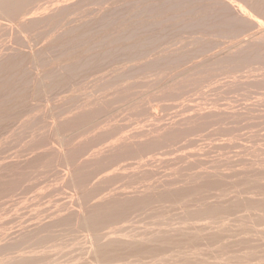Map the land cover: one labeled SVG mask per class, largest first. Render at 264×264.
I'll list each match as a JSON object with an SVG mask.
<instances>
[{"label": "rangeland", "instance_id": "374dc122", "mask_svg": "<svg viewBox=\"0 0 264 264\" xmlns=\"http://www.w3.org/2000/svg\"><path fill=\"white\" fill-rule=\"evenodd\" d=\"M32 1L0 0V264H264V0Z\"/></svg>", "mask_w": 264, "mask_h": 264}, {"label": "bare ground", "instance_id": "6f19581e", "mask_svg": "<svg viewBox=\"0 0 264 264\" xmlns=\"http://www.w3.org/2000/svg\"><path fill=\"white\" fill-rule=\"evenodd\" d=\"M18 1H19V0H18ZM28 1H29V0H28ZM31 1H32V0H31ZM36 1L38 2L39 0H35V2H36ZM47 1H48V0H47ZM26 2H27V0H26ZM26 2H25V3H26ZM32 2H34V0H33ZM37 2H36V3H37ZM42 2H43V1H42ZM42 2H40V3L42 4ZM2 3H3V2H2ZM22 3H23V2H22ZM25 3L23 4V7H22L21 3H19L23 9H24V7H25V6H24ZM50 3H52V1H51ZM0 4H1V2H0ZM4 4H5V3H4ZM4 4H3V5H0V6H5ZM26 4H27V3H26ZM33 4H35V3H33ZM43 4H45V3H43ZM28 5H29V2H28ZM31 5H32V4H31ZM37 5H38V3H37ZM47 5H48V4H47ZM26 6H27V5H26ZM38 6H39V5H38ZM40 6L42 7V5H40ZM236 6H237V5H236ZM21 7H20V8H21ZM27 7H28V6H27ZM27 7H26V9H27ZM22 8H21V10H22ZM33 8H34V6H33ZM36 8H37V7H36ZM26 9L23 10V11L26 12ZM29 9H30V8H29ZM34 9H35V8H34ZM41 9H42V8H41ZM27 10H28V9H27ZM32 10H33V9H32ZM35 11H36V10H35ZM35 11H33V13H34ZM37 11H38V10H37ZM40 12H42V11H40ZM35 13H36V12H35ZM35 13H34V14H35ZM38 13H39V12H38ZM20 14H22V11H21ZM27 14H29V12H27L26 15H27ZM36 14H37V13H36ZM36 14H35V15H36ZM22 15H25V14L23 13ZM30 15H32V14L30 13ZM35 15H34V16H35ZM181 15H182V14H181ZM32 16H33V15H32ZM20 17H21V15H20ZM27 17H28V16H27ZM27 17L25 18V16H24V19L26 20ZM12 18H13V17H12ZM18 18H19V17H18ZM32 18H33V17H32ZM19 19H21V18H19ZM29 19H30V16H29ZM199 19H200V18H199ZM10 20H11V19H10ZM13 20H15V19H13ZM21 20H22V19H21ZM11 21H12V20H11ZM15 21H16V20H15ZM12 22H13V21H12ZM16 22H18V21H16ZM16 22H15V23H16ZM177 23H178V22H177ZM257 23H258V22H257ZM10 24H11V23H10ZM19 25H20V23H19ZM22 26H23V25H22ZM24 27H25V25H24ZM13 29H14V28H13ZM19 29H20V28H19ZM19 31H20V30H19ZM201 31H202V30H201ZM24 32H26V31H24ZM202 32H203V31H202ZM14 33H15V32H14ZM204 33H205V32H204ZM22 34L24 35L25 33L22 32ZM26 34H27V33H26ZM17 35H18V33H17ZM28 35H29V34H28ZM28 35H27V36H28ZM27 36H25V37H27ZM17 37H18V36H17ZM30 37H31V36H30ZM20 38H21V37H20ZM22 39L25 40V38H23V37H22ZM28 39H29V38H28ZM20 40H21V39H20ZM29 40H30V39H29ZM29 40H28V41H29ZM25 42H26V41H25ZM28 47H29V46H28ZM240 48H241V47H240ZM240 48H239V49H240ZM248 48H249V47H248ZM31 49H32V47H31ZM241 51H242V50H241ZM87 78H88V77H87ZM34 100H35V99H34ZM244 114H245V113H244ZM155 118H156V117H155ZM226 119H227V118H226ZM228 119H229V118H228ZM154 120H155V119H154ZM239 120H240V119H239ZM245 121H246V120H245ZM236 122H237V121H236ZM246 122H247V121H246ZM226 127H227V126H226ZM229 129H230V128H229ZM187 130H188V128H187ZM194 132H195V131H194ZM157 133H158V131H157ZM226 133H227V132H226ZM155 135H156V134H155ZM157 136H158V135H157ZM227 137H228V136H227ZM158 138H159V137H158ZM150 139H151V138H150ZM155 139H156V138H155ZM160 139H161V138H160ZM160 139H159V140H160ZM126 140H127V139H126ZM156 140H158V139H156ZM118 141H119V140H118ZM131 141H132V140H131ZM120 142H121V141H120ZM128 142H130V141H128ZM130 143L132 144L133 142H130ZM123 144H124V143H123ZM123 144H122V145H123ZM128 144H129V143H128ZM132 145H133V144H132ZM110 146H111V145H110ZM110 146H109V147H110ZM116 146H117V145H116ZM126 146H127V145H126ZM126 146H125V147H126ZM104 147H106V146H104ZM104 147H103V148H104ZM123 147H124V146H123ZM118 148H119V147H118ZM120 148H121V147H120ZM106 149H107V147H106ZM110 149H111V148H110ZM100 150H101V149H100ZM107 150H108V149H107ZM113 150H114V149H113ZM102 151H103V149H102ZM104 151H105V149H104ZM115 151H116V150H115ZM61 152H62V151H61ZM94 152H95V151H94ZM96 152H97V151H96ZM100 152H101V151H100ZM105 152H106V151H105ZM107 153H108V152H107ZM98 154H99V153H98ZM100 154H101V153H100ZM100 154H99V155H100ZM102 154H103V153H102ZM106 155H107V154H106ZM97 156H98V155L96 154V157H97ZM100 156H101V155H100ZM104 156H105V155H104ZM73 157H74V156H73ZM92 157H94V156H92ZM101 157H102V156H101ZM75 158H76V157H75ZM72 159H73V158H72ZM87 159H88V158H87ZM70 160H71V159H70ZM76 160H77V159H76ZM81 160H82V159H81ZM83 160H84V159H83ZM85 160H86V159H85ZM88 160H89V159H88ZM79 161H80V160H79ZM91 161H94V160H91ZM91 161H90V162H91ZM86 162H87V161H86ZM95 162H97V160H96ZM189 162H190V161H189ZM72 163H74V162H72ZM72 163H71V164H72ZM76 163H77V162H76ZM78 163H79V162H78ZM92 163H94V162H91V164H92ZM140 163H141V162H140ZM88 164H89V162H88ZM142 164H143V162H142ZM63 165H64V164H63ZM89 165H90V164H89ZM145 165H146V164H145ZM186 165H187V164H186ZM263 165H264V164H263ZM73 166H74V165H73ZM123 166H124V165H123ZM133 166H134V165H133ZM193 166H194V165H193ZM117 167H118V166H117ZM119 167H120V166H119ZM127 167H128V166H127ZM129 167H130V166H129ZM135 167H137V166H135ZM139 167L141 168V165H140ZM139 167H138V168H139ZM187 167H188V166H187ZM75 168H76V167H75ZM142 168H143V167H142ZM77 169H78V168H77ZM133 169H134V167H133ZM133 169H132V170H133ZM186 169H187V168H186ZM190 169H191V168H190ZM192 169H193V168H192ZM113 170H114V169H113ZM117 170H118V169H117ZM130 170H131V169H130ZM132 170H131V171H132ZM135 170H137V169H134V171H135ZM140 170H141V169H140ZM145 170H147V169L145 168ZM145 170H144V172H145ZM188 170H189V169H188ZM193 170H194V169H193ZM193 170H192V171H193ZM197 170H198V169H197ZM114 171H116V170H114ZM134 171H133V172H134ZM137 171H138V170H137ZM147 171H148V170H147ZM200 171H201V170H200ZM120 172H121V171H120ZM120 172H119V173H120ZM127 172H128V171H127ZM141 172L143 173V171H141ZM141 172H140V173H141ZM148 172H149V171H148ZM247 172H248V171H247ZM196 173H197V172H196ZM204 173H205V172H204ZM204 173H203V174H204ZM121 174H122V173H121ZM123 174H124V172H123ZM125 174H126V173H125ZM145 174H146V173H145ZM147 174H149V173H147ZM198 174H200V173H198ZM198 174H197V175H198ZM207 174H208V173H206V174H204V175H207ZM68 175H69V174H68ZM99 175H100V174H99ZM142 175H144V174H142ZM208 175H209V174H208ZM236 175H237V174H236ZM136 176H137V175H136ZM145 176H146V175H145ZM147 176H149V175H147ZM210 176H211V175H210ZM97 177H98V176H97ZM194 177H196V176H194ZM194 177H193V178H194ZM202 177H203V176H202ZM206 177H207V176H206ZM206 177H205V178H206ZM211 177H212V176H211ZM211 177H210V178H211ZM235 177H236V176H235ZM140 178H141V177H140ZM191 178H192V177H191ZM200 178H201V177H200ZM207 178H208V177H207ZM207 178H206V179H207ZM229 178H232V177H229ZM236 178H237V177H236ZM211 179H212V178H211ZM221 179H223V178H221ZM232 179H233V178H232ZM186 180H187V179H186ZM201 180H202V179H201ZM212 180H213V179H212ZM219 180H220V179H219ZM227 180H228V179H227ZM194 181H195V180H194ZM198 181H199V180H198ZM224 181H225V180H224ZM195 182H197V181H195ZM195 182H194V183H195ZM206 182H210V181H206ZM215 182H216V181H215ZM218 182H219V181H218ZM207 184H208V183H207ZM209 184H210V183H209ZM213 184H214V183H213ZM216 184H217V183H216ZM257 184H258V183H257ZM237 185H238V184H237ZM148 186L150 187V185H148ZM151 186H152V184H151ZM200 186H201V185H200ZM204 187H205V186H204ZM206 188H208V186H207ZM210 188H211V187L209 186V189H210ZM263 188H264V187H263ZM140 189L142 190V188H140ZM145 189H146V188H145ZM145 189H144V190H145ZM147 189H148V188H147ZM147 189H146V190H147ZM151 189H152V188H151ZM191 189H192V188H191ZM194 189H195V188H193V190H194ZM197 189H198V188H197ZM242 189H243V188H242ZM242 189H241V190H242ZM258 189H260V188H258ZM138 190H139V189H138ZM195 190H196V189H195ZM200 190H201V188H200ZM142 191H143V190H142ZM204 191H205V190H204ZM259 191H260V190H259ZM261 191H262V190H261ZM194 192H195V191H194ZM201 192H202V191H201ZM263 192H264V191H263ZM146 193H147V192H146ZM196 193H197V192H196ZM204 193H205V192H204ZM253 193H254V192H253ZM77 194H78V193H77ZM79 195H80V194H79ZM211 197H212V196H211ZM79 198H80V197H79ZM201 198H202V197H201ZM204 198H205V197H204ZM207 198H208V197H207ZM111 199H112V198H111ZM117 199H118V198H117ZM134 199H135V198H134ZM79 200H80V199H79ZM81 200H82V199H81ZM108 200H109V199H108ZM205 200H207V199L205 198ZM205 200L203 199V201H205ZM209 200H210V199H209ZM83 201H84V200H83ZM120 201H121V200H120ZM122 201H123V200H122ZM203 201H202V202H203ZM210 201H211V200H210ZM212 201H213V200H212ZM112 202H113V200H112ZM115 202L118 203V200H116ZM126 202H127V201H126ZM142 202H143V201H142ZM155 202H156V201H155ZM155 202H153V203L155 204ZM196 202H197V201H196ZM198 202H199V201H198ZM208 202H209V201H208ZM99 203H101V202L99 201ZM105 203H107V202L105 201ZM105 203L102 202V204H101L102 206H101L100 208H98V209H100V211H96V213L98 212V214H100V212H105V211L107 210V207L109 206V204H111L110 206H112V203H111V201H110V203L107 204L108 206H106V210L103 211L104 205H106ZM120 203H121V205H122V202H120ZM120 203H119V204H120ZM123 203H124L123 205H125V207H124V206H123V207L126 209L125 201H124ZM209 203H210V202H209ZM86 204H87V203H86ZM132 204H133V203H132ZM205 204H207V203H205ZM81 205H82V204H81ZM88 205H89V204H88ZM128 205H129V204L127 203V206H128ZM140 205H141V204H140ZM155 205H156V204H155ZM200 205H201V204H200ZM200 205H199V206H200ZM209 205H210V204H209ZM85 206H86V205H85ZM91 206H92V205H91ZM99 206H100V205H99ZM110 206H109V207H110ZM129 206H131V204H130ZM129 206H128V208H130ZM146 206H147V205H146ZM197 206H198V205H197ZM197 206H196V207H197ZM204 206H205V205H204ZM206 206H207V205H206ZM206 206H205V207H206ZM211 206H212V205H211ZM211 206H210V207H211ZM80 207H81V206H80ZM102 207H103V208H102ZM121 207H122V206H121ZM207 207H208V206H207ZM210 207H208V208H210ZM212 207H213V206H212ZM212 207H211V208H212ZM216 207H217V206H216ZM253 207H254V206H253ZM253 207H252V208H253ZM91 208H93V207H91ZM94 208H95V207H94ZM112 208H113V206L110 207V210H112ZM124 208H123V209H124ZM128 208H127L126 210H125V209H124V210H125L126 212H127V210H128V211H129V214H130V211H131V210H129ZM134 208H135V206H134ZM140 208H141V207H140ZM159 208H160V207H159ZM199 208H200V207H199ZM218 208H219V207H218ZM218 208H217V209H218ZM250 208H251V207H250ZM88 209H89V208H88ZM123 209H122V210H123ZM131 209H132V206H131ZM144 209H145V208H144ZM147 209H148V208H147ZM147 209H146V210H147ZM151 209H152V208H151ZM151 209H150V210H151ZM161 209H162V208H161ZM163 209H164V208H163ZM190 209H191V208H190ZM253 209H254V208H253ZM255 209H256V208H255ZM91 210H92V209H91ZM93 210H94V209H93ZM93 210H92V211H93ZM101 210H102V211H101ZM110 210H107V212L109 211L108 214H110V215H111V214H112V215H113V214H116V213L114 212L116 209H114V211H112V212H111ZM132 210H133V209H132ZM203 210H204V209H203ZM208 210H209V209H208ZM256 210H257V209H256ZM94 211H95V210H94ZM125 211H124V212H125ZM153 211H154V210H153ZM153 211H152V212H153ZM158 211H159V210H158ZM196 211H198V210L196 209ZM212 211H213V210H212ZM110 212H111V213H110ZM126 212H125V214H126ZM139 212H140V211H139ZM204 212H205V211H204ZM207 212H208V211H207ZM93 213H94V212H93ZM144 213H147V212H144ZM159 213H160V212H159ZM164 213H165V212H164ZM214 213H215V212H214ZM214 213H213V214H214ZM127 214H128V213H127ZM131 214H133V213H131ZM139 214H140V213H139ZM162 214H163V213H162ZM196 214H197V213H196ZM209 214H212V213H209ZM93 215H95V213H94ZM102 215H105V216H106L107 214H106V213H105V214L102 213ZM135 215H136V214H135ZM145 215H146V214H145ZM148 215H149V213H148ZM68 216H69V215H68ZM97 216H99V217H98V219H99V218H100V215H97ZM105 216H104V217H105ZM107 216H108V215H107ZM113 216H114V215H113ZM119 216H121V215H119ZM119 216H117V217H119ZM122 216H123V217H125V216L127 217L128 215H125V216H124V215L122 214ZM122 216H121V218H122ZM139 216H141V215H139ZM142 216H143V214H142ZM164 216H165V215H164ZM195 216H196V215H195ZM195 216H194V217H195ZM101 217H102V216H101ZM104 217H103V218H104ZM111 217H112V216H111ZM111 217L109 216L108 218H104L103 220L107 219V220H109L110 222H111V220L116 221L115 217H114V219L111 218ZM128 217H129V216H128ZM68 218H69V217H68ZM68 218H67V219H68ZM95 218H96V215H95ZM110 218H111V220H110ZM132 218H133V217H132ZM98 219H95V220H96V223H95V224H96V227H97V228L99 227V225H101V224L97 225V222L99 223V221H97ZM100 219H101V218H100ZM100 219H99V220H100ZM119 219H120V217H119ZM195 219H196V218H195ZM259 219H260V218H259ZM103 220H102L101 223H102V224H103V223H106V222H103ZM123 220H124V218H123ZM190 220H191V219H190ZM255 220H256V219H255ZM257 220H258V219H257ZM65 221H66V220H65ZM120 221H121V220H120ZM126 221H127V220H126ZM126 221H125V223H126ZM131 221H132V223H135V221H133V220H131ZM122 222H123V221H122ZM137 222H138V221H137ZM259 222H260V221H259ZM64 223H65V222H64ZM66 223H67V222H66ZM72 223H73V222H72ZM107 223H108V222H107ZM107 223H106V224H107ZM125 223H124V224H125ZM132 223L130 224V222H129L130 225H132ZM108 224H109V223H108ZM113 224H114V223H113ZM122 224H123V223H122ZM124 224H123V225H124ZM54 225H55V224H54ZM61 225H62V224H61ZM61 225H60V226H61ZM65 225H66V224H65ZM103 225H104V224H103ZM125 225H126V224H125ZM69 226H70V224H69ZM92 226H94V225H92ZM104 226H105V225H104ZM113 226H114V225H113ZM126 226H127V225H126ZM45 227H46V226H45ZM61 227H62V226H61ZM64 227H65V226H64ZM70 227H72V225H71ZM83 227H84V225H83ZM96 227L93 228V229H96V230H97ZM106 227H107V226H106ZM110 227H112V225H110ZM120 227H121V226H120ZM124 227H125V226H124ZM134 227H136V226H134ZM68 228H69V227H68ZM101 228H102V227H101ZM104 228H105V227H104ZM113 228H115V227H113ZM113 228H112V230H113ZM128 228L130 229L129 226H128ZM131 228H132V226H131ZM47 229H48V228H47ZM64 229H65V228H64ZM70 229H71V228H70ZM98 229H99V228H98ZM110 229H111V228H110ZM116 229H117V228H116ZM116 229H115V230H116ZM49 230H50V229H49ZM102 230H103V229H102ZM102 230H101V231H102ZM125 230H126V229H125ZM180 230H181V229H180ZM73 231H74V230H73ZM104 231H105V230H104ZM110 231H111V230H110ZM132 231H133V230H132ZM135 231H137V229H136ZM94 232H95V231H94ZM97 232H99V230H98ZM115 232H116V231H115ZM115 232H114V233H115ZM125 232H127V231H125ZM137 232H138V231H137ZM137 232H135V233H137ZM4 233H5V232H4ZM103 233H104V232H103ZM114 233H113V234H114ZM127 233H128V232H127ZM130 233H131V232H130ZM135 233H134V234H135ZM63 234H64V233H63ZM68 234H69V232H68ZM104 234H106V233H104ZM113 234H112V235H113ZM132 234H133V233H132ZM1 235H3V234H1ZM1 235H0V236H1ZM96 235H97V234H96ZM99 235H100V234H99ZM4 236H5V234H4ZM9 236H10V235H9ZM67 236H68V235H67ZM69 236H70V235H69ZM83 236H84V235H83ZM115 236H116V235H115ZM25 237H26V236H25ZM76 237H77V236H76ZM93 237H94V236H93ZM99 237H100V236H99ZM4 238H5V237H4ZM6 238H7V237H6ZM47 238H48V237H46V239H47ZM50 238H52V237H50ZM78 238H79V237H78ZM82 238H83V237H82ZM106 238H107V237H106ZM111 238H112V237H111ZM113 238H114V237H113ZM10 239H11V238H10ZM21 239H22V238H21ZM44 239H45V238H44ZM79 239H80V238H79ZM79 239H77V240H79ZM83 239H84V238H83ZM85 239H86V238H85ZM92 239H93V238H92ZM103 239H105V236H104ZM213 239H214V238H213ZM4 240H5V239H4ZM11 240H12V239H11ZM75 240H76V239H75ZM80 240H81V239H80ZM97 240H99V239H97ZM97 240H96V241H97ZM110 240H111V239H109V241H110ZM6 241H7V240H6ZM12 241L14 242V240H12ZM49 241L51 242V240H49ZM49 241H48V242H49ZM82 241H83V240H82ZM94 241H95V240H94ZM105 241H107V239H106ZM109 241H108V243H109ZM111 241H112V240H111ZM191 241H192V240H191ZM10 242H11V241H9V243H10ZM50 242H49V244H50ZM54 242H55V241H54ZM76 242H77V241H76ZM80 242H81V241H80ZM100 242H102V241H100ZM100 242H99V243H100ZM189 242H190V241H189ZM44 243H45V242H44ZM46 243H47V242H46ZM57 243H58V242H57ZM81 243H83V242H81ZM81 243H79V244H81ZM102 243H104V242H102ZM105 243H106V242H105ZM105 243H104V244H105ZM190 243H191V242H190ZM114 244H115V242H114ZM114 244H112V246H113ZM10 245H11V244H10ZM110 245H111V243H110ZM110 245H109V247H110ZM8 246H9V244H8ZM11 246H12V245H11ZM16 246H17V245H16ZM47 246H48V245H47ZM51 246H52V245H51ZM79 246H80V245H79ZM81 246H82V244H81ZM112 246H111V248H113ZM44 247H45V246H44ZM59 247H60V246H59ZM109 247H108V248H109ZM6 248H7V247H6ZM10 248H11V247H10ZM52 248L54 249V246H53ZM52 248H50V249H52ZM84 248H85V246H84ZM101 248H102V246H101ZM7 249H8V248H7ZM48 249H49V248H48ZM75 249L77 250L76 247H75ZM103 249H104V248H103ZM16 250H17V249H16ZM43 250H44V249H43ZM73 250H74V248H73ZM100 250H101V249H100ZM111 250H112V249H111ZM111 250H109V252H110ZM113 250H115V249H113ZM1 251H2V250H1ZM18 251H19V249H18ZM48 251H49V250H48ZM69 251L71 252L72 250H69ZM98 251H99V250H98ZM104 251H105V250H104ZM10 252H12V251H10ZM10 252H9V253H10ZM49 252H50V251H49ZM75 252H76V251H74V253H75ZM87 252H89V251H87ZM116 252H117V251H116ZM138 252H139V251H138ZM4 253H5V252H4ZM14 253H15V252H14ZM45 253H46V252H45ZM45 253H44V255H45ZM65 253H66V252H65ZM65 253H63V254L65 255ZM74 253H73V254H74ZM97 253H98V252H97ZM104 253H105V252H104ZM113 253H114V252H113ZM2 254H3V252H2ZM5 254H6V253H5ZM5 254H4V255H5ZM39 254H40V253H39ZM66 254H67V253H66ZM86 254H87V253H86ZM95 254H96V251H95ZM110 254H112V252H111ZM138 254H139V253H138ZM254 254H255V253H254ZM254 254L252 253V257H253ZM7 255H8V254H7ZM15 255H16V254H15ZM49 255H50V254H49ZM64 255H63V256H64ZM67 255H68V254H67ZM75 255H76V254H75ZM97 255H98V254H97ZM102 255H103V254H102ZM107 255H109V254L107 253ZM0 256H1V255H0ZM5 256H6V255H5ZM8 256H9V255H8ZM11 256H12V255H11ZM41 256H42V255H41ZM46 256H47V255H46ZM69 256H70V255H69ZM77 256H78V255H77ZM109 256H111V255H109ZM249 256H250V255H249ZM9 257H10V256H9ZM19 257H20V256H19ZM78 257H79V256H78ZM116 257H117V256H116ZM118 257H119V256H118ZM163 257H164V256H163ZM0 258H1V257H0ZM4 258H5V257H4ZM10 258H11V257H10ZM41 258H43V257H41ZM66 258H67V257H66ZM66 258H65V259H66ZM70 258H71V257H70ZM70 258H69V259H70ZM73 258H75V256H73ZM73 258H72V259H73ZM79 258H80V257H79ZM101 258H102V257H101ZM105 258H106V256H105ZM122 258H124V257H122ZM122 258H121V259H122ZM203 258H204V257H203ZM253 258H254V257H253ZM50 259H51V258H50ZM50 259H49V260H50ZM76 259H77V258H76ZM76 259H75V260H76ZM102 259H103V258H102ZM117 259H118V258H117ZM117 259H115L114 261H116ZM161 259H162V257H161ZM187 259H188V258H187ZM231 259L233 260V258H231ZM238 259H239V258H238ZM257 259H258V258H257ZM49 260H47V261H49ZM67 260H68V259H67ZM73 260H74V259H73ZM73 260H69V261H70L69 264L72 263ZM78 260H79V259H78ZM103 260H104V259H103ZM105 260H106V259H105ZM111 260H112V259H111ZM6 261H7V260H6ZM8 261H9V260H8ZM39 261H40V260H39ZM45 261H46V260H45ZM53 261H54V260H53ZM71 261H72V262H71ZM76 261H77V260H76ZM85 261H87V260H85ZM97 261H98V260H97ZM106 261H107V260H106ZM118 261H121V262H122V260H119V259H118ZM118 261H117V262H118ZM123 261H125V260H123ZM187 261H188V260H187ZM1 262H2V261H1ZM41 262H42V261H41ZM41 262H40V263H41ZM77 262H78V261H77ZM126 262H127V261H126ZM128 262H129V261H128ZM163 262H164V261H163ZM185 262H186V261H185ZM81 263H82V262H81ZM112 263H113V262H112ZM189 263H190V262H189ZM200 263H201V262H200ZM41 264H42V263H41ZM43 264H45V263H43ZM46 264H47V263H46ZM91 264H92V263H91ZM114 264H115V263H114ZM117 264H118V263H117ZM121 264H122V263H121ZM206 264H207V263H206ZM250 264H251V263H250Z\"/></svg>", "mask_w": 264, "mask_h": 264}]
</instances>
